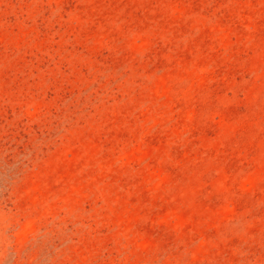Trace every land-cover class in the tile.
Wrapping results in <instances>:
<instances>
[{
	"label": "rangeland",
	"instance_id": "rangeland-1",
	"mask_svg": "<svg viewBox=\"0 0 264 264\" xmlns=\"http://www.w3.org/2000/svg\"><path fill=\"white\" fill-rule=\"evenodd\" d=\"M0 264H264V0H0Z\"/></svg>",
	"mask_w": 264,
	"mask_h": 264
}]
</instances>
